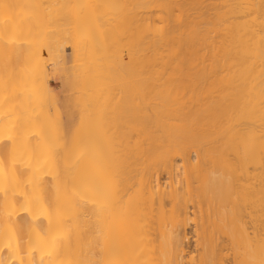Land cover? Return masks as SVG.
Masks as SVG:
<instances>
[{"label":"bare ground","instance_id":"6f19581e","mask_svg":"<svg viewBox=\"0 0 264 264\" xmlns=\"http://www.w3.org/2000/svg\"><path fill=\"white\" fill-rule=\"evenodd\" d=\"M218 2L0 0V264H264V0Z\"/></svg>","mask_w":264,"mask_h":264},{"label":"rangeland","instance_id":"374dc122","mask_svg":"<svg viewBox=\"0 0 264 264\" xmlns=\"http://www.w3.org/2000/svg\"><path fill=\"white\" fill-rule=\"evenodd\" d=\"M180 4L185 5L186 7H190V17L191 19L194 18L196 21H200L203 17H211L215 14V12L219 9V2L218 0H179ZM198 16V17H197ZM212 18V17H211ZM200 27L204 28L206 25L200 22ZM126 55V52H123ZM49 73V83L50 86L53 88V93L55 98H57L58 102L63 103L64 93L62 94V86L63 83V76L58 68H50ZM55 75V76H54ZM52 76V77H51ZM62 84V86H61ZM61 92H60V90ZM67 94L65 93V96ZM5 135H3L4 137ZM1 138V137H0ZM6 139V136H5ZM5 139H3L5 141ZM2 140V141H3ZM17 163V164H16ZM16 168H18L19 163L18 161L15 162ZM19 169V168H18ZM19 174V172H17ZM1 213V212H0ZM2 216V215H1ZM3 218V216H2ZM0 220L1 219L0 217Z\"/></svg>","mask_w":264,"mask_h":264}]
</instances>
